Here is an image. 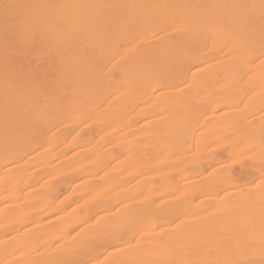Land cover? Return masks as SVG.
Here are the masks:
<instances>
[{
  "label": "bare ground",
  "instance_id": "1",
  "mask_svg": "<svg viewBox=\"0 0 264 264\" xmlns=\"http://www.w3.org/2000/svg\"><path fill=\"white\" fill-rule=\"evenodd\" d=\"M262 3L0 0V264H264Z\"/></svg>",
  "mask_w": 264,
  "mask_h": 264
},
{
  "label": "snow or ice",
  "instance_id": "2",
  "mask_svg": "<svg viewBox=\"0 0 264 264\" xmlns=\"http://www.w3.org/2000/svg\"><path fill=\"white\" fill-rule=\"evenodd\" d=\"M15 6L12 5H4L5 15H8L11 10L14 9ZM262 11H264V3L261 5ZM32 48V41L26 42L23 45V51L20 52L21 55L26 54ZM20 51V49H18ZM255 55V51L249 49L244 57L245 60L250 58L251 56ZM260 59H261V67H264V41H262L261 49H260ZM23 71V70H22ZM41 71L40 65L37 64L35 67L28 69V71L23 72V77L29 84H36L37 86L41 85L42 80L39 76ZM252 156L249 155L248 152L240 151L235 152L233 151V156L231 160V165L227 167L231 169L232 175L229 177L228 183L232 185V187L240 189L243 192V188L245 185L249 186V192L247 195H253L254 193L251 190V186L255 185L262 194H264V153H262L261 162H260V175H254L255 165L251 163ZM234 166V167H233ZM213 168L215 166L213 165ZM259 181V184L256 181ZM179 227V225H177ZM106 242L107 237L104 238ZM123 239V237H121ZM110 243V242H109ZM117 250L119 251V245H115Z\"/></svg>",
  "mask_w": 264,
  "mask_h": 264
}]
</instances>
